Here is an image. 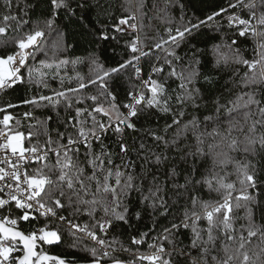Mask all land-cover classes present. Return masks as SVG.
I'll list each match as a JSON object with an SVG mask.
<instances>
[{"label":"snow or ice","instance_id":"6c2138e0","mask_svg":"<svg viewBox=\"0 0 264 264\" xmlns=\"http://www.w3.org/2000/svg\"><path fill=\"white\" fill-rule=\"evenodd\" d=\"M40 3L0 0V36L19 33L11 50L0 41V93L58 79L20 105L66 116L25 136L8 113L20 105L0 106V264H78L45 250L64 233L88 264H264V0H227L195 20L182 0H47L43 19H23ZM61 14L89 43L123 41L127 56L105 66L90 52L81 75L83 58L58 55L71 47ZM204 28L220 42L201 47ZM69 65L75 75H62ZM133 218L148 221L130 235L135 249L118 238Z\"/></svg>","mask_w":264,"mask_h":264},{"label":"trees","instance_id":"16d2710c","mask_svg":"<svg viewBox=\"0 0 264 264\" xmlns=\"http://www.w3.org/2000/svg\"><path fill=\"white\" fill-rule=\"evenodd\" d=\"M31 2V0H30ZM123 0H117V3H122ZM182 3L185 5V8L183 10V15L185 19H193L195 18H204L206 15L210 14L213 10L218 9L221 6L227 5V0H182ZM15 11V9H14ZM40 12H44L45 15H47V0H41L40 6L35 11H29V16L23 17V19H30L33 23H35L39 19H43V17H40L38 14ZM116 14H121V9L117 7ZM171 14L175 21L179 22L182 12L179 7V4H177L175 7L172 8ZM59 21H63V36L64 41L67 44H70L71 47L68 48L66 52L59 53V57L61 59L63 58H76L81 57L84 59V63L76 65V71H78L81 75L87 77L90 73V64L87 60V57L90 52H95L96 55H98L101 59V61L105 64V66H113L116 62L121 60L122 56H127V52L123 51V41L119 45H117L114 41L109 42H98L97 43H89L88 40L89 37H86L84 33V29L79 26L77 23L70 22L67 18L61 14V16L58 17ZM153 23L161 30L163 31V25L160 24L159 21H153ZM41 27L43 25L41 24ZM27 28L25 29V31ZM227 32V29L224 30ZM151 34V33H150ZM19 33H13L11 29L7 32L6 35L0 36V41H7L9 45V50L14 46L12 44L13 38L15 36H18ZM220 35L218 31L212 29V28H204L203 29V35L201 36V47H211L213 43H219L220 42ZM129 37H125V39H128ZM46 45L49 47V55L52 53L51 49V42L55 39V35L49 37L45 36L43 38ZM99 45V46H98ZM115 49V52L113 51ZM2 51V49H0ZM250 49H249V55H250ZM181 54L182 50H181ZM38 59H44V56L42 53L37 54ZM145 70H147L146 62H145ZM64 71H67L69 76H74L75 72L72 70V66L69 65L67 69H61V74L63 75ZM129 73L131 72V69L128 70ZM227 77H225L226 79ZM121 80L125 81V84L127 85V77L121 76ZM49 89H37L34 85H20L17 84L13 89H8L6 93H0V106H2L5 102L11 101L13 103H16L20 105V102L24 100L25 98L32 97L33 95L40 94V93H46L51 94L50 89L51 88H59L60 83L58 79H51L49 78ZM68 86L67 78H65V87ZM94 91V89H93ZM123 93H121V96ZM90 103V102H89ZM32 110L33 111V119H25L23 117V112ZM8 113L11 114L14 119L10 121L11 125L16 124V119H20L21 124L19 126V130L25 133V136H27L28 132L30 130L36 131L40 128L38 121H45L49 116L52 117V121L50 122L51 128H55L56 125L62 121L66 113L63 109L59 110V114L57 115V112L53 111L52 109H46V108H35L33 109L30 105H20L19 107L8 109ZM74 114V113H73ZM4 113H0V119L3 118ZM162 122V121H161ZM31 125H35V127L30 128ZM63 128L61 127V131ZM42 131V129H41ZM54 135V133H53ZM45 137L43 135L40 136V140L43 141ZM27 142V141H26ZM33 142H35V137L33 138ZM229 172L233 173L229 176V181H236L237 177L234 174V169L230 166L228 169ZM240 214L242 215L243 212L241 210ZM43 219V218H41ZM87 219L86 217L82 218ZM148 221H141L137 222L134 218L132 220L133 227L131 229L128 228L127 225L122 226L121 229L118 230V238L128 247L135 249L136 246L131 245L130 235L136 234L137 227L144 229V225L147 224ZM25 229L28 228L27 224L22 225ZM64 238L66 243L59 245V246H48L45 245V250L54 256L64 258L68 261H72L75 259L78 261V264H88V260L90 257L87 253L81 250V248H71L67 246V241L69 240V237L67 236V233H64ZM111 239V234L108 237ZM86 244H91L89 241H85ZM141 251H147V245H144L141 247ZM118 255L122 256L125 260L130 258V253H118ZM147 264V263H145Z\"/></svg>","mask_w":264,"mask_h":264},{"label":"built area","instance_id":"2783aa9c","mask_svg":"<svg viewBox=\"0 0 264 264\" xmlns=\"http://www.w3.org/2000/svg\"><path fill=\"white\" fill-rule=\"evenodd\" d=\"M134 35V34H133ZM87 241H89V242H91L90 240H87ZM92 243V242H91ZM145 263H147V262H145Z\"/></svg>","mask_w":264,"mask_h":264}]
</instances>
